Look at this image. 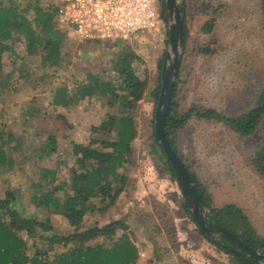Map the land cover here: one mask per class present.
Returning a JSON list of instances; mask_svg holds the SVG:
<instances>
[{
  "label": "rangeland",
  "instance_id": "obj_1",
  "mask_svg": "<svg viewBox=\"0 0 264 264\" xmlns=\"http://www.w3.org/2000/svg\"><path fill=\"white\" fill-rule=\"evenodd\" d=\"M183 1L189 37L186 47H179V74L183 80L180 105L213 107L225 114L245 109L264 87V43L256 0ZM212 15L214 33L206 34L200 27ZM168 23L167 19V28ZM168 35L161 26L137 30L125 41L140 56L133 69L138 76L147 78L149 88L157 78L159 59L163 65L164 56L170 51ZM206 44H211L215 52H199L198 48ZM121 45L118 38L103 42L69 38L61 46L62 60L53 78L37 56H25V69L33 71V79L30 83L20 81L9 98L0 97V113L5 111L0 121L8 117V126L23 139L21 152L14 154L17 158L14 169L0 175V197L5 189L18 190L19 201L27 206L28 213L49 220L63 233L71 231V226L59 215L48 214L29 200L31 192L26 182L35 178L36 148L46 132L52 131L59 149L66 153L60 157L53 155L46 163L57 166L59 159L71 163L72 141L87 143L91 136H97L101 118L113 109L105 106L104 99L96 97L84 98L70 107H54L49 103V88L52 81L75 85L84 79L85 71L103 75L110 68V57ZM15 49L19 51L21 45H15ZM147 91L135 113L138 134L133 141L135 164L129 174L133 186H127L130 196L123 194L115 207L97 219L106 221L127 213L130 223L137 212L144 214L142 225L132 228L133 222L130 223L139 253L137 264H228V254L218 250L194 230L187 217L181 216L180 188L163 172L156 155L146 145V130L152 115L154 123L156 106L147 98ZM31 99L39 101L42 113L28 118L21 107ZM262 143L264 120L254 135L241 137L219 123L191 119L180 135L178 149L212 194L213 203L234 202L242 206L264 235V183L248 165L252 149ZM91 219L87 217L86 222ZM46 246L44 241L42 247Z\"/></svg>",
  "mask_w": 264,
  "mask_h": 264
},
{
  "label": "trees",
  "instance_id": "obj_2",
  "mask_svg": "<svg viewBox=\"0 0 264 264\" xmlns=\"http://www.w3.org/2000/svg\"><path fill=\"white\" fill-rule=\"evenodd\" d=\"M256 5L264 43V0H256ZM178 7L183 17L181 45L185 48L189 30L183 0ZM56 11L54 0H0V97L9 98L20 81L30 83L33 79V71L25 69V56H37L49 75L55 76L62 60L61 46L70 38L56 29ZM158 12L162 28L168 35L165 0H159ZM214 26L212 15L200 30L213 34ZM119 42L122 45L110 57V68L103 75L85 71L84 79L75 85L52 81L49 88V103L54 107H70L84 98L96 97L104 99L105 106L113 109L101 118L96 128L97 136H91L87 143L72 141L71 163L60 159L57 166L46 163L53 155L60 157L66 153L59 149L52 131L46 132L36 148L35 178L26 182L31 192L29 200L40 210L59 215L71 226V231L60 232L49 220L28 213L27 206L19 201V191L5 189L0 197V264H137L139 253L131 229L142 223L144 214H135L130 222H133L132 228L127 213L106 221L97 217L115 207L123 194L130 196L127 186H133L129 174L135 164L133 141L138 134L136 108L147 90V98L156 104L162 64L159 59L157 78L149 88L147 78L138 76L133 69V63L140 56L124 40ZM17 44L21 45L19 51L15 49ZM198 50L202 54L215 52L211 44ZM182 82L178 70L165 117L166 138L195 182L210 219L234 233L248 247L264 253V235L252 223L246 210L234 202L214 204L212 194L178 149L180 135L191 119L219 123L241 137L254 135L264 120V87L254 96L251 105L234 114H225L213 107L181 106L179 90ZM21 108L28 118L42 113L36 99L29 100ZM4 113L2 111L0 115ZM7 119L0 121V175L14 169L17 163L14 154L21 152L23 147V139L8 126ZM146 132L147 147L156 155L168 178L176 181L171 164L155 138L153 115ZM248 165L264 183V143L252 149ZM179 207L181 216L188 218L194 230L228 254V264H246L233 251L201 232L183 197ZM87 217L92 218L88 223ZM220 239L226 242L223 237ZM44 241L45 248L42 247Z\"/></svg>",
  "mask_w": 264,
  "mask_h": 264
},
{
  "label": "water",
  "instance_id": "obj_3",
  "mask_svg": "<svg viewBox=\"0 0 264 264\" xmlns=\"http://www.w3.org/2000/svg\"><path fill=\"white\" fill-rule=\"evenodd\" d=\"M168 14V40L170 51H167L161 70V85L154 110V133L159 145L163 148L180 188L184 201L186 202L196 225L201 232L223 247L230 249L238 255L246 264H260L264 262V253L252 249L244 244L234 233L221 224L212 221L208 215L195 182L185 168L182 160L170 146L165 132L164 123L167 114L173 81L176 78L180 65L179 47L182 37V15L177 0H165ZM168 64L166 65V62ZM223 237L226 242L221 241Z\"/></svg>",
  "mask_w": 264,
  "mask_h": 264
},
{
  "label": "built area",
  "instance_id": "obj_4",
  "mask_svg": "<svg viewBox=\"0 0 264 264\" xmlns=\"http://www.w3.org/2000/svg\"><path fill=\"white\" fill-rule=\"evenodd\" d=\"M55 27L77 41L129 40L162 26L159 0H55Z\"/></svg>",
  "mask_w": 264,
  "mask_h": 264
}]
</instances>
